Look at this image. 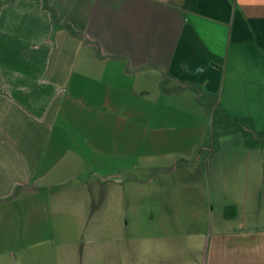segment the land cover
Listing matches in <instances>:
<instances>
[{
    "label": "crops",
    "instance_id": "obj_1",
    "mask_svg": "<svg viewBox=\"0 0 264 264\" xmlns=\"http://www.w3.org/2000/svg\"><path fill=\"white\" fill-rule=\"evenodd\" d=\"M211 103L264 134V0H0V211L18 187L66 191L55 197L94 201L83 232L103 234L107 171L203 160L209 228L195 261L264 264V145L235 132L212 148ZM167 249L179 245L69 244L56 259L174 264Z\"/></svg>",
    "mask_w": 264,
    "mask_h": 264
},
{
    "label": "rangeland",
    "instance_id": "obj_2",
    "mask_svg": "<svg viewBox=\"0 0 264 264\" xmlns=\"http://www.w3.org/2000/svg\"><path fill=\"white\" fill-rule=\"evenodd\" d=\"M212 137L213 133L211 138L206 135L207 143L211 140L213 143ZM107 172L103 181L112 199L105 205L109 228L103 234L83 232L85 213L93 210L94 201L71 199L68 195L64 200L55 197L66 194L61 190L26 191L18 187L0 211V264H66L56 259L65 245L104 243L111 247L135 244V241L178 243L177 254L170 249L164 251L172 254L169 259L174 264L182 262L180 244L185 245L181 255L186 264H197L195 259L201 253L204 258L209 195L203 160L193 169L181 166L175 170L142 168ZM76 181L71 184L75 185ZM75 187L74 194L88 193L83 186ZM165 204L170 211L165 210ZM118 217L120 221H128L127 227L122 228L121 222L117 227L122 228V233L111 231L110 219ZM201 258L198 264H203ZM107 264L113 263L107 260Z\"/></svg>",
    "mask_w": 264,
    "mask_h": 264
},
{
    "label": "trees",
    "instance_id": "obj_3",
    "mask_svg": "<svg viewBox=\"0 0 264 264\" xmlns=\"http://www.w3.org/2000/svg\"><path fill=\"white\" fill-rule=\"evenodd\" d=\"M210 108H213L212 133L216 147L220 136L235 132H241L249 146L264 145V134L255 132L250 117L227 113L215 103H211Z\"/></svg>",
    "mask_w": 264,
    "mask_h": 264
}]
</instances>
